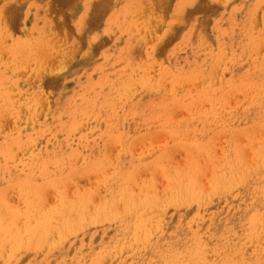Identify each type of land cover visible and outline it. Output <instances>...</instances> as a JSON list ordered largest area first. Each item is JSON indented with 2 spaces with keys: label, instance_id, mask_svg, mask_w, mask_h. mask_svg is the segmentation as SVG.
Here are the masks:
<instances>
[{
  "label": "rangeland",
  "instance_id": "rangeland-1",
  "mask_svg": "<svg viewBox=\"0 0 264 264\" xmlns=\"http://www.w3.org/2000/svg\"><path fill=\"white\" fill-rule=\"evenodd\" d=\"M108 1L0 0V264H264V0Z\"/></svg>",
  "mask_w": 264,
  "mask_h": 264
},
{
  "label": "bare ground",
  "instance_id": "bare-ground-1",
  "mask_svg": "<svg viewBox=\"0 0 264 264\" xmlns=\"http://www.w3.org/2000/svg\"><path fill=\"white\" fill-rule=\"evenodd\" d=\"M51 1H52V0H51ZM62 1H63V0H62ZM95 1L97 2V0H95ZM105 1H106V0H105ZM107 1H108V0H107ZM56 2H57V1H56ZM60 2H61V1H60ZM108 2H109V1H108ZM16 3L18 4L17 1H16ZM49 3H50V2H49ZM6 4H7V3H6ZM50 4H51V3H50ZM56 4H57V3H56ZM61 4H62V3H61ZM92 4H93V3H92ZM102 4H103V3H102ZM7 5H8V4H7ZM14 5H16L15 2H14ZM90 5H91V4H90ZM90 5H89V6H90ZM103 5H104V4H103ZM199 5H200V4H199ZM9 6H10V4H9ZM94 6H95V5H94ZM101 6H102V5H101ZM197 6H198V5H197ZM51 7H54V5H51ZM60 7H61V6H60ZM99 7H100V5H99ZM199 7H201V6H199ZM54 8H55V7H54ZM54 8H53V9H54ZM92 8H93V7H92ZM94 9H96V8H94ZM94 9H93V10H94ZM102 9H104V8H101V10H102ZM58 10H59V9H58ZM93 10H91V11H93ZM49 11H50V10H49ZM96 12H99V8H98V11H96ZM100 12H101V11H100ZM11 13H12V12H11ZM94 13H95V12H94ZM6 14H8V13H6ZM87 14H88V13H87ZM91 14H92V13H91ZM96 14H97V13H96ZM155 14H156V13H155ZM11 15H12V14H11ZM51 15H52V14H51ZM54 15H55V14H54ZM84 15H85V14H84ZM1 16H2V15H1ZM88 16H89V15H88ZM88 16H87V18H88ZM159 16H161V15H159ZM9 17H12V16H9ZM13 17H14V16H13ZM13 17H12V18H13ZM53 17L55 18V16H53ZM0 18H1V17H0ZM56 18H57V17H56ZM56 18H55V19H56ZM154 18H155V17H154ZM160 18H162V17H160ZM82 19H83V18H82ZM8 20H9V18H8ZM56 20H57V19H56ZM89 20H90V19L88 18V21H89ZM14 21H15V20H14ZM85 21H86V20H85ZM88 21H87V22H88ZM149 21H150V20H149ZM8 22H10V21H8ZM54 22H55V20H54ZM56 22L58 23V21H56ZM61 22H62V21H61ZM81 22H82V24H83V20H82ZM150 22H151V21H150ZM155 22H156V21H155ZM0 23H1V22H0ZM57 23H56V24H57ZM63 23H64V22H63ZM161 23H162V22H161ZM161 23H160V24H161ZM3 25H4V24H3ZM85 25H86V24H85ZM132 25H133V24H132ZM153 25H154V24H153ZM4 26H5V25H4ZM151 26H152V24H151ZM154 26H155V25H154ZM2 27H3V26H2ZM5 27H6V26H5ZM56 27H57V25H56ZM69 27H70V26H69ZM60 28H61V27H60ZM60 28H59V29H60ZM157 28H158V27H157ZM65 29H67V28H66V25H65ZM68 29H69V28H68ZM68 29H67V30H68ZM154 29H155V28H154ZM63 30H64V29H63ZM172 30H173V29H172ZM172 30H171V32H172ZM2 31H3V30H2ZM60 31H61V29H60ZM68 31H69V30H68ZM71 31H72V30H71ZM83 31H84V30H83ZM5 32H6V31H5ZM0 33H2V32H0ZM6 33H7V32H6ZM67 33H68V32H67ZM110 33H111V32H110ZM111 34H112V33H111ZM74 35H75V33H74ZM67 36H69V35L67 34ZM68 38H69V37H68ZM77 38H78V37H77ZM81 39H82V37H81ZM81 39H79V40L81 41ZM75 40H76V39H75ZM77 40H78V39H77ZM19 41H20V40H19ZM19 41H18V43H19ZM73 42H74V41H73ZM77 43H78V42H77ZM80 43H82V42H80ZM80 43H79V44H80ZM263 43H264V42H263ZM263 43H262V45H263ZM13 44H15V43H13ZM13 44H12V45H13ZM21 44H22V43H21ZM21 44H20V45H21ZM75 44H76V43H75ZM1 48H2V47H1ZM77 48H78V46H77ZM77 48H76V49H77ZM20 49H21V48H20ZM40 49H42V51H43V48H40ZM260 49L263 50V48H260ZM1 50H2V49H1ZM21 50H22V49H21ZM24 50H25V49H24ZM66 50H68V49H66ZM2 51H4V50H2ZM40 51H41V50H40ZM46 51H47V50H45V53H46ZM73 51H74V50H73ZM39 53H40V52H39ZM41 54H42V53H41ZM41 54H40V55H41ZM85 54H86V53H85ZM27 55H28V54H27ZM87 56H88V55H87ZM18 57H19V56H18ZM13 58H14V57H13ZM225 58H226V57H225ZM6 60H7V59H6ZM6 60H5V61H6ZM9 60H12L11 57H9ZM14 60H15V59H14ZM17 60H18V59H17ZM24 60H25V59H24ZM36 60H37V59H36ZM37 61H38V60H37ZM2 62H3V61H2ZM17 62H18V61H17ZM21 62H22V60H21ZM21 62H20V63H21ZM31 62H33V61H31ZM11 63H12V62H11ZM36 63H37V62H36ZM12 64H13V63H12ZM31 64H33V63H31ZM9 65H10V64H9ZM13 65H14V64H13ZM27 65H28V63H27ZM36 65H37V64H36ZM39 65H40V67H41V64H39ZM157 65H158V64H157ZM220 65H221V64H220ZM31 66H32V65H31ZM42 66H43V65H42ZM9 67H10V66H9ZM9 67H8V68H9ZM37 67H38V66H37ZM37 67H36V68H37ZM40 67H39V68H40ZM33 68H34V66H33ZM33 70H34V69H33ZM214 70H215V69H213L212 71H214ZM6 71H7V70H6ZM57 71H59V69H58ZM147 72H149V71H147ZM215 72H216V71H215ZM54 73H55V72H54ZM213 73H214V72H213ZM217 73H218V72H217ZM13 74H14V73H13ZM17 74H18V73H17ZM51 74H52V72H51ZM32 76H33V75H32ZM154 76H155V75H154ZM47 77H48V76H47ZM155 77H157V76H155ZM193 77H194V76H193ZM10 78H11V77H10ZM45 78H46V77H45ZM53 78H54V77H53ZM43 79H44V78H43ZM154 79H155V78H154ZM190 79H191V78H190ZM205 79H206V78H205ZM53 80H54V79H53ZM53 80L51 79L52 82H53ZM7 81H8V80H7ZM44 81H45V80H44ZM44 81H43V82H44ZM49 82H50V80H49ZM193 82H194V81H193ZM202 82H203V79H202ZM18 83H19V81H18ZM195 83H196V80H195L193 86L196 85ZM197 84H198V82H197ZM161 85H162V84H161ZM249 85H250V84H249ZM252 86H253V85H252ZM48 87H49V86H48ZM239 87H240V86H239ZM239 87H238V88H239ZM246 87H247V85H246ZM135 88H136V87H135ZM240 88H241V87H240ZM120 89H121V88H120ZM243 89H244V88H243ZM131 90H132V89H131ZM138 90H139V89H138ZM251 90H252V89H251ZM120 91H121V90H120ZM245 91H247V89H245ZM245 91H243V92L246 93ZM248 91H249V90H248ZM128 92H129V91H128ZM257 92H258V91H257ZM129 93H131V92H129ZM133 93H134V92H133ZM244 93H242V94H244ZM249 93H250V92H249ZM30 94H31V93H30ZM227 94H228V93H227ZM230 94H231V93H230ZM20 95H21V94H20ZM22 95H23V94H22ZM27 95H29V94H27ZM237 95H238V94H237ZM247 95H248V92H247ZM247 95L245 94V96H247ZM15 96H16V95H15ZM20 97H22V96H20ZM236 97H237V96H236ZM24 98H25V97H24ZM26 98H27V97H26ZM223 98H224V97H223ZM226 98H227V96H226ZM245 98H246V97H245ZM245 98H244V99H245ZM21 99L23 100V98H21ZM30 100H32V99H30ZM195 101H196V100H195ZM197 101H198V100H197ZM239 101H242V100H239ZM19 102H20V98H19ZM28 102H29V101H28ZM228 102H229V101H228ZM23 103H24V102H23ZM195 103H196V102H194L193 104H195ZM198 103H199V101H198ZM25 104H26V103H25ZM220 104H221V103H220ZM235 104H236V103H235ZM22 105H24V104H22ZM208 105H209V104H208ZM25 106H26V105H25ZM29 106H30V105H28V107H29ZM198 106H200V105H198ZM205 106H206V105H205ZM214 106H215V105H214ZM23 107H24V106H23ZM230 107H232V106H230ZM207 108L209 109V106H208ZM25 109H26V107L24 108V110H25ZM30 109H31V111H32V108H29V110H30ZM231 109H232V108H231ZM233 109H234V108H233ZM36 110H37V107H36ZM31 111H30V112H31ZM217 111H218V110H217ZM263 111H264V110H263ZM263 111H262V112H263ZM27 112H28V111H27ZM30 112H29V113H30ZM213 112H214V111H213ZM4 113H5V112H4ZM20 113H21V112H20ZM33 113H34V111H33ZM263 113H264V112H263ZM13 114H14V113H13ZM35 114H37V111H36ZM188 114H189V113H188ZM188 114H187V115H188ZM261 114H262V113H261ZM20 115H21V114H19V116H20ZM27 115H28V114H27ZM217 115H218V113H217ZM259 115H260V114H259ZM24 116H25V115H24ZM29 116H30V114H29ZM32 116H33V115H32ZM37 116H38V115H37ZM183 116H184V115H183ZM183 116H182V117H183ZM263 116H264V115L262 114L260 117L263 118ZM10 117H12V115H11ZM187 117H188V116H187ZM12 118H13V117H12ZM21 118H22V117H21ZM34 118H35V117H34ZM157 118H158V117H157ZM183 118L186 119L185 116H184ZM0 119H1V117H0ZM30 119H31V118H30ZM179 119L181 120V118H179ZM179 119H178V121H179ZM188 119H189V117L187 118V120H188ZM257 119H258V118H257ZM161 120H162V119H161ZM161 120H160V121H161ZM163 121H164V120H163ZM169 121H170V120H169ZM178 121H177V122H178ZM175 122H176V120H175ZM210 122H211V121H210ZM170 123H171V122H170ZM138 124H139V123H138ZM212 124H213V123H212ZM100 125H101V124H100ZM36 126H37V125H36ZM184 126H185V125H184ZM215 126H216V125H215ZM33 127H34V126H33ZM81 127H82V126H81ZM101 128H102V127H101ZM81 129H82V128H81ZM232 130H233V129H232ZM250 130H251V128H250ZM250 130H249V131H250ZM235 131H236V130H235ZM259 131H260V130H259ZM262 131H263V130H262ZM219 132H220V131H219ZM233 132H234V131H233ZM252 132H253V130H252ZM32 133H33V132H32ZM182 133H183V132H182ZM262 133H263V132H262ZM262 133H261V134H262ZM184 134H185V133H184ZM193 134H194V133L187 134V135H190V136L192 135V136H193ZM214 134H215V133H213V135H214ZM219 134H220V133H219ZM223 134H224V132H223ZM226 134H227V132H226ZM226 134H225V135H226ZM250 134H252V133H249L248 136H251ZM45 135H46V133H45ZM45 135H44V136H45ZM195 135H197V134H195ZM227 135H228V134H227ZM232 135H234V134H232ZM232 135L230 134L229 136H232ZM240 135H241V134H240ZM245 135H246V134H244V136H245ZM252 135H254V132H253ZM259 135H260V134H259ZM168 136H169V134H168ZM182 136H183V134H182ZM182 136H180V137H182ZM216 136H218V135H216ZM235 136H239V135H235ZM255 136H256V135H255ZM260 136L263 137V135H260ZM33 137H34V136H33ZM142 137H143V136H142ZM174 137H175V136H174ZM184 137H185V136H184ZM186 137H187V136H186ZM186 137H185V138H186ZM195 137H196V136H194V138H195ZM212 137H213V136H212ZM224 137H225V136H224ZM232 137H233V136H232ZM245 137H246V136H245ZM257 137H259V136H257ZM7 138H8V137H7ZM175 138H176V137H175ZM175 138H174V139H175ZM197 138H199V137H196L195 139H197ZM215 138H217V137H215ZM226 138L229 139L228 137H225V139H226ZM234 138H235V137H234ZM8 139H9V138H8ZM165 139H166V138H165ZM192 139H193V138H192ZM192 139H191V140H192ZM201 139H202V138H201ZM221 139H222V138H221ZM223 139H224V138H223ZM225 139H224V140H225ZM238 139H239V138H238ZM188 140H190V138H189ZM197 140H199V139H197ZM230 140L232 141L233 139H230ZM234 140H236V138H235ZM247 140H248V138H247ZM263 140H264V139H263ZM166 141H167V140H165V146H166V144H167ZM210 141L212 142V140H210ZM221 141H222V140H221ZM221 141H219V143H220ZM225 141H226V140H225ZM227 141H228V140H227ZM251 141H252V140H251ZM257 141H259V142H261V143H264L263 141H261V138H259ZM257 141L254 139V142H256V144H255L254 142H251V143H248V145L253 143V144L256 145V149H257V148L260 146V144H259ZM156 142H158V141H156ZM228 142H229V141H228ZM228 142H226V144H227ZM233 142H234V144H237V143H235V141H233ZM236 142H237V141H236ZM238 142H239V141H238ZM24 143H25V142H24ZM148 143H149V142H148ZM148 143H147V144H148ZM152 143H153V142H152ZM162 143H163V144H160V145H161V148H162V146H164V141H163ZM219 143H218V144H219ZM223 143H224V142H223ZM230 143H231V142H230ZM242 143L244 144L245 141L242 142ZM149 144H150V143H149ZM154 144H155V142H154ZM156 144H157V143H156ZM207 144H208V143H207ZM224 144H225V143H224ZM257 144H258L259 146H258ZM208 145H209V144H208ZM210 145H211V143H210ZM215 145H216V144H215ZM221 145H222V143H221ZM227 145H229V143H228ZM237 145H238V144H237ZM239 145H241L240 142H239ZM245 145H246V144H245ZM262 145H263V147H264V144H262ZM262 145L260 146V148L262 147ZM165 146H164V147H165ZM144 147H145V146H144ZM144 147H143V148H140V149L142 150L141 152H143V150H144L145 148H147V147H145V148H144ZM158 147H159V146H158ZM206 147H207V145H206ZM210 147H211V146H210ZM210 147H207L206 150H207L208 148H210ZM214 147H215V146H214ZM219 147H220V146H219ZM225 147H227V146H225ZM225 147L223 146V148H225ZM235 147H236V145H235ZM242 147H244V145H242ZM252 147H253V149H252ZM254 147H255V146H252V145H251V148H250V147H249V148L252 149V150H254ZM263 147H262V148H263ZM13 148H14V145H13ZM199 148H200V147H199ZM216 148H217V147H216ZM247 148H248V147H247ZM249 148H248V149H249ZM158 149H159V148H158ZM226 149H227V148H226ZM236 149H239V150L241 151L243 148H240V147H239V148H236ZM171 150H172V149H171ZM206 150H205V152H206ZM209 150H210V149H209ZM209 150H208V151H209ZM212 150H213V149H212ZM221 150L223 151V152H222L223 155H221L220 159H218L219 157L217 158V156H216L218 153H219V154L221 153V152H219L220 150H219V151L217 152V154L215 155L217 160L214 159V156H213L214 154H211L212 161H213V159H214V161H219V160L222 159L223 156L225 157L226 152L224 153V149H221ZM243 150H245V149H243ZM246 150H247V149H246ZM22 151H23V149H22ZM167 151H168V150H167ZM192 151H193V150H192ZM240 151H239V152H240ZM257 151H258L259 153H261V152H260L261 149H258ZM257 151L255 150V155L257 154ZM17 152H18V150H17ZM20 152H21V151H20ZM147 152H148V151H147ZM169 152H170V150H169ZM186 152H188V151H186ZM194 152H195V153H194ZM194 152L191 153V150H189L190 156L192 155V158H191L190 156H189V158H187V160H186V158H185V160H184L183 162H185V161L189 162V160H190V162H189V163H186V162H185L186 164L183 163L184 166L186 165V166L188 167L189 164H190L191 166H192V165L194 166V164H196V165L198 166L197 163H199V160H197V158L199 157L200 154H199V151H198V154H199V155L196 154V150H195ZM213 152L216 153L214 150H213ZM231 152H232V151H231ZM239 152H238V153H239ZM241 152H242V151H241ZM262 152H263V153H262V155H263V154H264V150H262ZM148 153H151V152H148ZM189 153H188V154H189ZM200 153H202V152H200ZM207 153H208V152H207ZM210 153H211V152H210ZM222 153H221V154H222ZM227 153H230V151L227 152ZM245 153H246V151H245ZM247 153H248V152H247ZM251 153H252V155H250V156H254L255 158L257 157V161H256V162L258 163V162H259L258 159L261 158V156H260L261 154L255 156V155H253V152H251ZM16 154H17V153H16ZM119 154H121V153H119ZM119 154H118V155H119ZM138 154H140V151H139ZM138 154H137V155H138ZM194 154H196V155H194ZM219 154H218V156H219ZM240 154H241V153H240ZM6 155H7V154H6ZM17 155H18V154H17ZM135 155H136V154H135ZM164 155H165V154H164ZM167 155H168V154H167ZM170 155H171V154H170ZM186 155H187V154H186ZM186 155H185V157H186ZM193 155H194V156H193ZM197 155H198V156H197ZM231 155H232V154H231ZM142 156H143V155H142ZM201 156H202V155H201ZM207 156H208V154H207ZM259 156H260V157H259ZM118 157H119V156H118ZM166 157H167V156H166ZM168 157H169V156H168ZM187 157H188V155H187ZM196 157H197V158H196ZM208 157H210V156H208ZM227 157H228V156H227ZM227 157H226V158H227ZM235 157H236V156H235ZM235 157H233V158H235ZM243 157H244V156H243ZM14 158H15V157H14ZM78 158H79V157H78ZM78 158H77V159H78ZM119 158H121V157H119ZM151 158H152V157H151ZM190 158H191V159H190ZM199 158H200V157H199ZM204 158L206 159V156L203 157V159H204ZM233 158L231 159V160H232V163H233V160H234ZM238 158H239V157H238ZM250 158H252V157H250ZM263 158H264V157H263ZM263 158H262V161H263ZM0 159H3V158H0ZM16 159H17V158H16ZM113 159H114V158H113ZM149 159H150V158H149ZM188 159H189V160H188ZM192 159H193V161H195V162L192 161V163H191V160H192ZM195 159L198 161L197 163H196V160H195ZM209 159H210V158H209ZM224 159H225V158H224ZM224 159H222L221 161H219V162H218L219 164H217V163L215 162V164H217L216 166L213 164V162H214V161H213L212 164L214 165V168L217 167V166H220V165H221L220 162L224 161ZM236 159H237V158H236ZM246 159H247V162L250 161V163H251L252 160H248L247 157H246ZM114 160H115V159H114ZM165 160H166V158H165ZM172 160H173V158H172ZM172 160H171V161H172ZM7 161H9V160L7 159ZM123 161H124V160H123ZM168 161L171 162L169 159H168ZM208 161H209V160H208ZM210 161H211V160H210ZM227 161H230V160L228 159ZM242 161H243V158H242ZM0 162H2V161H0ZM169 162H168V163H169ZM172 162H173V164H177V163L174 162V161H172ZM172 162H171V164H172ZM177 162H178V161H177ZM202 162L206 163L207 161L205 162V161L203 160ZM225 162H226V161H224L223 163H225ZM236 162H237V160H236ZM244 162L247 163L245 160H244ZM244 162H242V163L244 164ZM256 162L254 161V163H251V164H255V165H257ZM260 162H261V161H260ZM161 163H162V162H161ZM193 163H194V164H193ZM200 163H201V162H200ZM210 163H211V162H210ZM223 163H222V165H221L220 167H222V166L224 165ZM248 163H249V162H248ZM248 163H247L246 165H248ZM250 163H249V164H250ZM73 164H74V163H73ZM76 164H77V163H76ZM111 164H112V163H111ZM180 164H181V163H180ZM183 164H182V165H183ZM202 164H203V163H202ZM202 164H201V166H203ZM233 164H234V167L239 166L238 163H237L238 165L235 164V163H233ZM251 164H250V167L252 168V165H251ZM259 164H260V163H259ZM39 165H40V164H39ZM57 165H59V164H57ZM77 165H78V164H77ZM113 165H114V163H113ZM165 165H166V163L164 164V166H165ZM169 165H170V164H169ZM169 165H167V166L169 167ZM178 165H179V164H178ZM196 165H195V166H196ZM206 165H207V164H206ZM206 165H204L203 167H206ZM227 165H228V164H227ZM229 165H231V164H229ZM235 165H236V166H235ZM255 165H254V166H255ZM170 166H172V165H170ZM179 166H180V168H179ZM179 166H177V167L179 168V169H177V173H179V172H180V173H179V174H177V173L175 174V175H178V176L181 174V172L184 171V168H187V167L181 168V165H179ZM191 166H189L188 168H190ZM193 166H192V170H191V171H188V172H191V173H192L193 168H197V169H198V167H199V166H198V167H195V166L193 167ZM208 166H209V168H210V165H208ZM211 166H212V165H211ZM225 166H226V165H225ZM240 166H241V164H240ZM240 166H239V167H240ZM254 166H253V167H254ZM0 167H1V166H0ZM53 167H54V166H53ZM114 167H116V164H115ZM168 167H167V169L165 170V172H166L168 169H170V168H168ZM231 167H232V166H231ZM243 167H244V168H245V167L248 168L249 165H248V167L245 166V165H244ZM243 167H242V171L244 170ZM259 167H260V165H259ZM259 167L257 166V167H255V169L257 168V170H259V169H258ZM1 168H2V167H1ZM101 168H102V167H101ZM112 168H113V167H112ZM161 168H162V167H161ZM172 168L175 169V165H174V167L172 166ZM206 168H207V167H206ZM206 168H204L205 171L208 170V169L206 170ZM223 168H224V167H223ZM226 168H227V167H226ZM226 168H225V169H226ZM229 168H230V167H229ZM232 168H233V167H232ZM240 168H241V167H240ZM240 168H239V169H240ZM251 168H250V170H254L253 168H252V169H251ZM261 168H262V167H261ZM98 169H99V168H98ZM113 169H116V168H113ZM113 169H112V170H113ZM163 169H165V168H163ZM180 169H182L183 171L180 170ZM190 169H191V168H190ZM190 169H187V170H190ZM202 169H203V168H202ZM210 169H211V168H210ZM215 169H216V171H218L217 169H219V167H217V168H215ZM225 169L222 170V171L227 172ZM236 169H238V167H237ZM239 169H238V171H241V170H239ZM102 170H104V169H102ZM108 170H110V169H108ZM117 170H118V169H117ZM178 170H180V171L178 172ZM195 170H196V169H195ZM195 170H194V171H195ZM198 170H199V169H198ZM211 170H212V169H211ZM220 170H221V168L219 169V171H220ZM230 170H231V168H230L228 171H230ZM250 170H249L246 174H249V172H251ZM0 171H1V170H0ZM4 171H5V170H4ZM113 171H114V170H113ZM170 171H171V170H170ZM170 171H168V172H170ZM174 171H175V170H174ZM185 171H186V169H185ZM194 171H193V172H194ZM208 171H209V170H208ZM213 171H215V170H213ZM216 171H215V172H216ZM235 171H236V170H235ZM235 171H234V172H235ZM244 171H245V170H244ZM246 171H247V170H246ZM6 172H7V171H6ZM6 172H5V173H6ZM109 172H110V171H109ZM109 172H108V173H109ZM119 172H120V171H119ZM160 172H161V171H160ZM165 172H164V173H165ZM171 172H172V171H171ZM211 172H212V171H211ZM215 172H213V174H214ZM225 172H224V173H225ZM100 173H101V172H100ZM106 173H107V172H106ZM111 173H113V172H111ZM111 173H109V174H111ZM115 173H116V172H115ZM115 173H114V175H115ZM120 173H121V172H120ZM161 173H162V172H161ZM206 173H207V172H206ZM219 173H220V174L218 175V172H216V174H217L218 176H220V175L222 174L221 172H219ZM224 173H223V174H224ZM238 173H239V172H238ZM116 174H118V172H117ZM147 174H149V172H148ZM170 174L172 175V173H170ZM187 174H188V173H187ZM199 174H200V173H199ZM208 174H209V173H208ZM210 174H212V173H210ZM210 174H209V175H210ZM223 174H222V175H223ZM226 174H227V173H226ZM230 174H231V173H230ZM241 174H242V173H241ZM250 174H252V172H251ZM114 175H113L112 177H114ZM119 175H120V176H121V175H124V173H123V174H119ZM162 175H163V174H162ZM175 175L173 174V175H172L173 177H172V176H171V177L173 178L174 181L177 179L175 182H177V184H178L179 181H180V182H181V180L183 181V178H184V175H185V174H184V172H183V175H180V176H182L183 178L179 176L180 178H182V179H180V180H178L179 177L176 178ZM214 175H215V174H214ZM235 175H236V174H235ZM244 175H245V174H243V177H244ZM102 176H103V172H102ZM102 176H101V177H102ZM141 176H142V175H141ZM143 176H144V175H143ZM145 176H146V175H145ZM148 176H149V175H148ZM167 176H169V175L166 174L165 177H167ZM196 176H198V175H196ZM207 176H208V175H207ZM218 176H217V177H218ZM225 176H226V175L224 174V177H220V178L217 179V177H216V175H215V177H216L215 179L218 180V182H219V181L223 178L221 181L224 180V181H225L224 183H226V182L228 183L229 178H227L228 180L226 181V180L224 179ZM249 176H250V175H249ZM98 177H99V176H98ZM101 177H100V178H101ZM105 177L107 178L106 175H105ZM112 177H111V178H112ZM118 177H119V176H118ZM174 177H175L176 179H174ZM189 177H190V176H189ZM201 177H203V176H201ZM204 177H206V176H204ZM208 177H209V176H208ZM208 177H207V178H208ZM210 177H211V176H210ZM243 177H242V178H243ZM142 178H143V177H142ZM160 178H162V176H161ZM197 178H200V176H198ZM244 178H245V177H244ZM97 179H99V178H97ZM102 179H103V178H102ZM107 179H108V178H107ZM107 179H106V180H107ZM138 179H140V178H138ZM144 179H147V176H146V178H144ZM149 179H150L151 182H152V178H148V180H149ZM202 179H203V178H202ZM204 179H205V178H204ZM204 179H203V181H204ZM94 180H95V179H94ZM99 180H100V179H99ZM166 180H171V179H166ZM166 180H165V184L167 183ZM193 180H194V179H193ZM198 180H199V179H198ZM233 180H234V179H233ZM236 180H237V179H236ZM103 181H104L103 183H105V179H104ZM111 181H112V180H111ZM145 181H146V180H145ZM155 181H156V180H155ZM174 181H171V185H173V184L175 183ZM196 181H197V180H196ZM203 181H202V182H203ZM209 181H210V180H208V182H209ZM221 181H220V182H221ZM231 181H232V180H231ZM240 181H241V179H240ZM141 182H142V180H141ZM141 182H138V183H141ZM143 182H144V181H143ZM148 182H149V181H148ZM168 182H169V184H170V181H168ZM172 182H174V183L172 184ZM214 182H215V180H214ZM229 182H230V181H229ZM235 182H237V181H235ZM107 183H108V182H107ZM149 183H150V182H149ZM161 183H163V182H161ZM182 183H183V182H182ZM182 183H181V184L179 183V184L182 185ZM206 183H207V181H206ZM206 183H205V184H206ZM233 183H234V182H233ZM239 183H240V185H241V183H243V182L241 181V182H239ZM96 184H97V181H96L95 185H96ZM125 184H126V183H125ZM145 184H146V182H145ZM151 184L154 185V182L151 183ZM165 184L163 183V184H162V185H163L162 187H165V186H166ZM167 184H168V183H167ZM186 184H187V183H186ZM196 184H198V182H196ZM203 184H204V182H203ZM212 184H213V183H212ZM220 184H221V183H220ZM235 184H238V183H235ZM143 185H144V184H143ZM164 185H165V186H164ZM174 185H175V184H174ZM209 185H210V183H209ZM209 185H208V183H207V184L205 185V189H206V186H209ZM84 186H85V185H84ZM84 186H83V187H84ZM96 186H97V185H96ZM104 186H105V184H104ZM114 186H115V185H114ZM137 186H139V184H137ZM146 186H147V185H146ZM150 186H151V185H150ZM156 186H157V185H156ZM178 186H179V185H176V186H175L176 188H175V187L173 188V187L171 186V187L173 188L172 191H173V190L175 191V189L178 190ZM182 186H183V185H182ZM197 186H198V185H197ZM197 186H196V187H197ZM210 186H211V185H210ZM210 186H209V187H210ZM217 186H218V185H217ZM219 186H220V185H219ZM237 186H238V185H237ZM74 187H75V186H74ZM86 187H87V186H86ZM143 187H145V186H143ZM171 187H170V188H171ZM179 187H180V189H182L181 186H179ZM184 187H185V186H184ZM188 187H189V186H188ZM200 187H201V184H200ZM213 187H214V186H213ZM260 187H261V186H260ZM30 188H31V186H30ZM76 188H77V187H76ZM76 188H75V189H76ZM96 188H97V187H96ZM102 188H103V186H102ZM203 188H204V187H203ZM73 189H74V188H73ZM83 189H84V188H83ZM87 189H88V187H87ZM149 189H150V188H149ZM184 189H185V188H184ZM184 189H183V190H184ZM207 189H209V188L207 187ZM211 189H212V190H216V189H213V188L210 187V190H211ZM217 189H218V187H217ZM232 189H233V188H232ZM30 190L32 191V189H30ZM94 190H96V189H94ZM152 190H153V188H152ZM155 190H156V189H155ZM158 190H159V189H158ZM168 190H169V188H168ZM226 190H227V189H226ZM137 191H138V190H137ZM156 191H157V190H156ZM166 191H167V189H166ZM166 191H165V193H166ZM169 191H170V193H169ZM169 191H167V194L169 193V195L171 194V196L167 195V196H169V197H167L166 194H165V197H166V198L164 197V195H162V198L164 197L166 200H168L169 198H172V199H173V197H175V196H174V195H175V194H174V191L172 192L171 189H170ZM180 191H181V190H180ZM198 191H199V190H197V194H198ZM201 191H202V190H201ZM207 191L210 192L209 190H207ZM72 192H73V190H72ZM76 192H77V190H75V193H76ZM90 192H92V191H90ZM93 192H94V191H93ZM96 192H97V191H96ZM135 192H136V191H135ZM141 192H142V189H141ZM175 192L178 193V191H175ZM227 192H229V191H227ZM54 193H55V192H54ZM57 193H58V192H57ZM70 193H71V192H70ZM104 193H105V192H104ZM133 193H134V192H133ZM149 193H150V190H149ZM149 193H148V195H147L148 197H149ZM172 193H173L174 195H173ZM180 193H181V192H180ZM189 193H190V192H189ZM189 193L187 192L188 195H189ZM193 193H195V192H193ZM211 193H212V191H211ZM29 194L32 195V192L29 193ZM73 194H74V193H73ZM91 194H92V193H91ZM98 194H99V193H98ZM98 194H97V196L100 197V195H98ZM135 194H136V193H135ZM140 194H141V193H140ZM140 194H138V195H140ZM156 194H157V193H156ZM187 194H186V195H187ZM201 194H203V193H201ZM68 195H69V194H68ZM71 195H72V194H71ZM94 195H95V194H94ZM143 195H146V194H143ZM143 195H140V196L143 197ZM150 195H151V197H149V198H152V197L156 198L155 196H153L152 193H151ZM154 195H155V193H154ZM157 195L159 196L160 194H157ZM157 195H156V196H157ZM178 195H179V194H177V196H178ZM183 195H184V194H183ZM208 195H210V194H208ZM208 195H207V196H208ZM29 196H30V195H29ZM89 196H90V195H89ZM91 196H92V195H91ZM102 196H103V195H102ZM117 196H118V195H117ZM158 196H157V198H158ZM160 196H161V195H160ZM160 196H159V197H160ZM200 196H201V195H199V196L197 195V198L199 199ZM204 196H205V195H204ZM95 197H96V196H95ZM137 197H138V196H136V198H137ZM148 197H147V200L149 199ZM201 197H203V196H201ZM201 197H200V199H201ZM208 197H209V196H208ZM59 198H61V196H60ZM93 198H94V197H93ZM132 198H133V197H132ZM144 198H145V197H144ZM154 198H152L153 200L150 199V200L148 201L149 203H150V201H151L152 204H154V206H155V205H156V206L158 205V207H159V205H160L159 202H156L157 204L155 203L156 200H157V201H158V200H159V201H163V202L165 201V199H164V200H160L161 198H159V199H154ZM167 198H168V199H167ZM177 198H179V197H177ZM180 198H181V197H180ZM205 198H206V196H205ZM205 198H204V200H205ZM95 199H96V198H94V200H95ZM99 199H100V198H99ZM137 199H141V198H137ZM145 199H146V198H145ZM145 199H144V200H145ZM198 199H197V200H198ZM61 200H62V199H60V201H61ZM65 200H66V199H65ZM83 200H84V199H83ZM101 200H102V199H101ZM134 200H135V199H133V202H134V203H132V204H135V203H136V200H135V201H134ZM144 200H143V201H144ZM169 200H170V199H169ZM169 200H168V201H169ZM210 200H211V199H210ZM55 201H56V199H55ZM57 201H58V200H57ZM96 201H97V200H96ZM131 201H132V200H131ZM141 201H142V200H141ZM141 201L138 200L137 203L140 202V204H142ZM170 201H171V200H170ZM58 202H59V201H58ZM90 202H91V201H90ZM99 202H100V200H99ZM101 202H102V201H101ZM129 202H130V201H129ZM145 202H146V201H145ZM163 202H162V203H163ZM165 202L167 203V201H165ZM47 203H48V202H47ZM52 203H53V202H52ZM54 203H55V202H54ZM75 203H76V201H75ZM96 203H97V202H96ZM96 203L94 202V204H96ZM120 203L122 204L123 202L119 201V204H120ZM166 203H165V204H166ZM202 203H203V202H202ZM82 204H83V203H82ZM130 204H131V203H130ZM130 204H129V203H125V205H124V203H123V205L126 206V207H128V206L131 207L132 204H131V205H130ZM143 204H145V203H143ZM57 205H58V204H57ZM90 205H91V204H90ZM107 205H108V204H107ZM107 205H106V208H107ZM127 205H128V206H127ZM138 205H139V204H138ZM177 205H178V204H177ZM43 206H44V205H43ZM45 206H46V205H45ZM98 206H99V205H98ZM109 206L111 207L112 205L109 204ZM149 206H150V205L148 204L147 207H149ZM79 207H80V206H79ZM89 207H90V206H89ZM94 207H95V206H94ZM99 207H100V206H99ZM99 207H98V208H99ZM112 207H115V208H116V206H112ZM112 207H111V208H112ZM117 207H120V205H117ZM126 207H125V208H126ZM132 207L134 208L135 205H132ZM132 207H131V208H132ZM145 207H146V206H145ZM158 207H157V208H158ZM43 208H44V207H42V209H43ZM100 208H101V207H100ZM115 208H113V209H114V212H115V210L117 209L116 212H118V213L120 212V210H124V207H123V206H122V209H119V210H118V208H116V209H115ZM120 208H121V207H120ZM133 208H132L131 210H135V209H133ZM31 209H32V208H31ZM44 209H45V208H44ZM88 209H89V208H88ZM91 209H92V208H91ZM91 209H89V210H90V211H89V210H86V208H84L83 211H84V213H86V211H89L90 214H91ZM113 209H109V208H108V210H110V211H111V210L113 211ZM144 209H145V208H144ZM85 210H86V211H85ZM106 210H107V209H106ZM108 210H107V212H106V213H107V214H106L107 216H108ZM126 210H127V208H126ZM126 210H125V211H126ZM129 210H130V208H129ZM129 210H127L126 212H129ZM145 210H146V209H145ZM145 210H144V211H145ZM152 210H153V209H152ZM104 211H105V210H104ZM112 211H111V212H112ZM125 211H122V212H125ZM139 211H140V210H139ZM146 211H147V210H146ZM148 211H149V210H148ZM39 212H40V211H39ZM77 212H78V211H77ZM77 212H76V213H77ZM116 212H115L114 215L117 214ZM142 212H143V210H142ZM120 213H121V212H120ZM143 213H144V212H143ZM143 213H141L142 216H143ZM147 213H149V212H147ZM151 213H152V211H151ZM98 214H99V211H98ZM104 214H105V213H104ZM109 214H110V213H109ZM121 214H122V213H121ZM145 214H146V213H145ZM155 214H157V213H155ZM160 214H161V213H160ZM260 214H261V213H260ZM86 215H87V216H86ZM93 215H94V211H93ZM106 215H105V216H106ZM111 215H112V214H111ZM146 215H147V214H146ZM263 215H264V214H263ZM9 216H10V215H9ZM36 216H37V215H36ZM85 216H86V218L89 217L87 213L85 214ZM109 216H110V215H109ZM149 216H150V215H149ZM260 216H261V215H260ZM38 217H39V216H38ZM110 217H111V216H110ZM112 217H113V216H112ZM114 217H115V216H114ZM150 217H151V216H150ZM154 217H155V215H154ZM159 217H160V216H159ZM32 218H33V217H32ZM32 218H30V219H32ZM86 218H85V219H86ZM90 218H91V217H90ZM260 218H261V217H260ZM22 219H23V217H22ZM85 219H84V216H83L82 222H83V220H85ZM91 219H93V218H91ZM152 219H153V218H151V221H152ZM155 219H156V218H154V221H156ZM39 220H40V217H39ZM74 220H75V219H74ZM74 220H73V221H74ZM86 220L88 221V219H86ZM86 220H85V221H86ZM89 220H90V219H89ZM98 220H99V219L97 218V221H98ZM136 220H137V219H136ZM20 221H21V219L19 220V222H20ZM31 221H32V220H30L29 223H31ZM35 221H36V220H35ZM85 221H84V222H85ZM52 222L54 223L53 220H52ZM84 222H83L82 224H84ZM141 222H143V221H141ZM156 222H158V221H156ZM258 222H259V221H258ZM32 223H35V224H36V222H32ZM64 223H65V222H64ZM73 223H74V222H73ZM154 223H155V222H154ZM255 223H256V222H255ZM17 224H18V223H17ZM19 224H20V223H19ZM19 224H18V225H19ZM75 224L79 226V224H77V222H75ZM75 224H73V226H75ZM88 224H89V222H88ZM98 224H99V223H98ZM146 224H147V223H146ZM253 224H254V223H253ZM22 225H23V224H22ZM59 225H60V224H59ZM141 225H143V224H141ZM141 225H139V226L141 227ZM147 225H149V224H147ZM147 225H146V226H147ZM256 225H257V223H256ZM84 226H86V225H84ZM252 226H253V225H252ZM262 226H263V223H262ZM26 227H28V226H26ZM142 227H143V226H142ZM151 227H152V226H150L149 228H151ZM155 227H156V226H155ZM155 227L153 228L154 231H155ZM159 227H160V226H158V228H159ZM13 228H14V227H13ZM255 228H256V227H255ZM22 229H23V227L20 229L21 232L23 231ZM39 229H40V228H38V231H39ZM144 229H146V228L144 227ZM151 229H152V228H151ZM153 229H152V230H153ZM252 229H253V228H252ZM29 230H30V229H29V227H28V230H27V232H26L25 234H27ZM50 230H51V229H50ZM53 230H54V229H53ZM142 230H143V229H142ZM146 230H147V229H146ZM146 230H145V231H146ZM136 231H137V230H136ZM253 231H254V230H253ZM253 231H252V232H253ZM260 231H262V230H260ZM52 232H53V231H52ZM64 232H65V231H64ZM23 233H24V232H23ZM35 233H37V232H34V234H35ZM67 233H68V232H67ZM253 233H254V232H253ZM253 233H252V234H253ZM25 234H23V235H25ZM50 234H51V233H50ZM52 234H53V233H52ZM52 234H51V236H52ZM144 234H145V232H144ZM154 234H155V233H154ZM54 235H55V234H54ZM141 235H142V234H141ZM256 235H257V234H256ZM261 235H262V234H261ZM35 236H36V234H35ZM35 236H34V238H33L34 240H35ZM56 236H57V235H56ZM145 236H146V235H145ZM145 236H144V237H145ZM263 236H264V235H263ZM48 237H49V236H48ZM137 237H138V235L136 236V239H137ZM252 237H253V236H252ZM53 238H54V237H53ZM129 238H130V237H129ZM138 238H139V237H138ZM227 238H228V237H227ZM257 238H258V237H257ZM46 239H47V238H46ZM127 239H128V238H127ZM140 239H141V238H140ZM145 239H146V238H145ZM261 239H262V237H261ZM34 240H33V241H34ZM42 240H43V239H42ZM47 240H48V239H47ZM47 240H46V242H47ZM247 240H249V239H247ZM255 240H256V239H255ZM258 240H259V238H258ZM119 241H120V240H119ZM139 241H140V240H139ZM253 241H254V240H253ZM40 242H41V241H40ZM46 242H45V243H46ZM136 242H137V240H136ZM248 242H249V241H248ZM259 242H261V241L259 240ZM15 244H16V243H15ZM133 244H134V243H133ZM142 244H143V243H142ZM249 244H250V243H249ZM257 244H258V243H257ZM6 245H7V244H6ZM50 245H51V244H50ZM116 245H117V244H116ZM138 245H139V244H138ZM12 246H13V245H12ZM46 246H47V245H46ZM124 246H125V245H124ZM202 246H203V245H202ZM246 246H247V245H246ZM255 246H257V245H255ZM50 247H51V246H50ZM125 247H126V246H125ZM263 247H264V246H263ZM133 248H134V247H133ZM202 248H203V247H202ZM7 249H8V248H6V251H8ZM10 249H11V248H10ZM127 249H130V248H127ZM137 249H138V248H137ZM189 249H190V248H189ZM193 249H194V247L192 248V250H193ZM199 249H200V248H199ZM203 249H204V248H203ZM206 249H207V248H206ZM206 249H205V250H206ZM122 250H123V249H122ZM130 250H131V249H130ZM197 250H198V249H197ZM256 250H257V249H256ZM3 251H4V250H3ZM19 251H20V250H19ZM174 251H175V250H174ZM183 251H184V250H183ZM187 252H188V250H187ZM199 252H200V251H199ZM199 252H198V254H200ZM255 252H256V251H255ZM257 252H258V251H257ZM3 253H4V252H3ZM15 253H16V252H15ZM133 253H134V252H133ZM195 253H196V252H195ZM206 253H207V252H206ZM177 254H179V252H178ZM177 254H176V255H177ZM180 254H181V252H180ZM182 254H183V253H182ZM185 254H187V253H185ZM191 254H192V252H191ZM166 255H167V254H166ZM183 255H184V254H183ZM188 255H189V254H188ZM195 255H196V254H195ZM4 256H5V255H4ZM118 256H119V255H118ZM174 256H175V255H174ZM177 256H178V255H177ZM200 256H201V255H200ZM210 256H211V255H210ZM110 257H111V256H110ZM159 257H161V256H159ZM205 257H206V255H205ZM188 258H189V257H188ZM103 259H106V258H103ZM164 259H166V257H165ZM174 259H175V258H174ZM176 259H177V258H176ZM178 259H179V258H178ZM178 259H177V260H178ZM185 259H186V257H185ZM80 260H82V258H81ZM189 260H190V259H189ZM198 260H199V259H198ZM199 261H200V260H199ZM102 262H103V261H102ZM205 262H206V261H205ZM170 263H171V260H170ZM180 263H182V262H180ZM186 263H187V262H186ZM188 263H189V262H188ZM210 263H211V262H210ZM233 263H234V262H233ZM163 264H164V263H163ZM171 264H172V263H171ZM173 264H174V263H173Z\"/></svg>",
  "mask_w": 264,
  "mask_h": 264
}]
</instances>
